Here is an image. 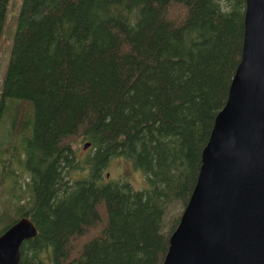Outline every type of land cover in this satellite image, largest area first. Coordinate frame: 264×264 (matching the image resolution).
<instances>
[{
  "label": "trees",
  "instance_id": "trees-1",
  "mask_svg": "<svg viewBox=\"0 0 264 264\" xmlns=\"http://www.w3.org/2000/svg\"><path fill=\"white\" fill-rule=\"evenodd\" d=\"M29 5L9 154L30 188L0 233L21 215L36 224L20 264H163L242 56L246 0ZM116 158L148 187L108 177Z\"/></svg>",
  "mask_w": 264,
  "mask_h": 264
},
{
  "label": "water",
  "instance_id": "water-1",
  "mask_svg": "<svg viewBox=\"0 0 264 264\" xmlns=\"http://www.w3.org/2000/svg\"><path fill=\"white\" fill-rule=\"evenodd\" d=\"M244 23L228 98L163 264H264V0H246ZM37 233L18 217L0 233V264H20L22 243Z\"/></svg>",
  "mask_w": 264,
  "mask_h": 264
},
{
  "label": "rangeland",
  "instance_id": "rangeland-1",
  "mask_svg": "<svg viewBox=\"0 0 264 264\" xmlns=\"http://www.w3.org/2000/svg\"><path fill=\"white\" fill-rule=\"evenodd\" d=\"M29 6V0H0V220L4 214L17 216L18 208L25 203L30 188L29 173L21 172L9 154L14 140L15 114L19 107L16 99V64L24 55L32 34L26 21L27 14L32 10ZM24 40L20 50H14L15 44ZM90 151V145L84 147V143L77 148L79 155ZM106 172L109 173L108 177H127L135 189L148 187L146 175L125 158L113 160ZM18 195L22 197L21 200L17 199ZM179 207L178 202L170 206V211L165 214V222Z\"/></svg>",
  "mask_w": 264,
  "mask_h": 264
}]
</instances>
